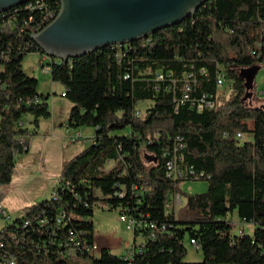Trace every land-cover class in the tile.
<instances>
[{"label": "trees", "instance_id": "1", "mask_svg": "<svg viewBox=\"0 0 264 264\" xmlns=\"http://www.w3.org/2000/svg\"><path fill=\"white\" fill-rule=\"evenodd\" d=\"M60 9V0H27L0 11V185L13 180L19 155L29 150L20 143L30 132L20 124L23 116L33 115L36 127L52 116L48 95L23 61L45 52L33 33ZM262 63L264 0H205L178 23L138 40L68 61L51 56L45 65L73 103L68 125L93 126L96 133L64 164L53 197L0 231V264L11 257L16 264H70L79 257L90 263L74 264H264V106L246 102L245 75ZM221 75L223 86L230 81L225 96ZM205 94L214 104L199 109ZM144 101L151 104L137 115ZM176 145L183 157L178 179L167 169ZM186 179H206L208 189L186 193ZM176 193L185 195L178 215L167 211ZM100 200L142 222L133 240L142 236V251L126 258L102 247L93 254ZM235 211L241 223L255 224L253 234L235 231ZM73 233L81 247L68 255ZM187 239L197 240L202 260H185Z\"/></svg>", "mask_w": 264, "mask_h": 264}, {"label": "rangeland", "instance_id": "2", "mask_svg": "<svg viewBox=\"0 0 264 264\" xmlns=\"http://www.w3.org/2000/svg\"><path fill=\"white\" fill-rule=\"evenodd\" d=\"M43 57L45 59L43 60ZM51 55L46 52H30L23 61L25 71L39 80L38 90L48 95V102L52 110V116L41 118L39 127L34 123V116L25 114L20 122L23 128L29 129V150L22 152L18 157L17 170L13 180L0 185V205L4 212L0 211V231L10 225L14 220L26 215L27 207L48 199H51L56 189L61 186V177L64 164L69 161L78 151L84 149L91 140L80 136L75 142H70V137L76 132L68 128L69 114L73 106L72 101L63 92L67 89L60 81L52 79L51 71L43 69L41 60L46 64ZM246 75L251 79L247 89L246 102L250 105H261L260 99H264V63L247 68ZM230 81H226L221 87L222 96L228 94ZM257 94V97L255 96ZM151 101L140 103V110L144 114ZM93 126H86L84 134L91 131ZM111 162L108 166H112ZM209 182L206 179H186L181 183V188L186 193H201L208 189ZM185 202V195L182 196ZM179 208L176 210L178 215ZM230 218L236 223L235 231L245 228L246 232L253 234L256 226L254 223H241L237 212H233ZM94 226L97 237L96 248L93 254L99 256V241H107L112 246L114 253L125 255L128 245H133L134 231L127 228L126 223L120 220V208H112L100 200L94 207ZM142 236L137 237V243L141 242ZM188 253L186 261H200L203 251L186 240ZM70 264L90 263V259L71 258Z\"/></svg>", "mask_w": 264, "mask_h": 264}, {"label": "water", "instance_id": "3", "mask_svg": "<svg viewBox=\"0 0 264 264\" xmlns=\"http://www.w3.org/2000/svg\"><path fill=\"white\" fill-rule=\"evenodd\" d=\"M24 1L27 0H0V11ZM60 1V11L32 37L47 54L68 61L176 24L195 12L205 0Z\"/></svg>", "mask_w": 264, "mask_h": 264}, {"label": "built area", "instance_id": "4", "mask_svg": "<svg viewBox=\"0 0 264 264\" xmlns=\"http://www.w3.org/2000/svg\"><path fill=\"white\" fill-rule=\"evenodd\" d=\"M52 11L50 10L47 15L44 17V19H46V17H49V13H51ZM43 22V21H42ZM40 22V23H42ZM40 23L37 24V26L40 25ZM36 26V27H37ZM45 59V57H43V60ZM41 60V66H43V69H49L48 66L45 65L44 61ZM128 77V75L126 76ZM189 77H193V74L190 73L189 74ZM158 78L159 79H163L164 78V75L163 74H158ZM218 84L219 86H223L224 84V81H223V77L222 75L219 76L218 78ZM186 89L187 90H190L191 87L189 85V83L186 84ZM66 93L63 92V95H65ZM186 97H189V94L186 93L185 95ZM214 103L212 101H207L206 100V94L201 98V102L199 103V109H203V106L204 105H209V106H212ZM142 114V111L141 110H137V115H141ZM81 134L80 133H76L75 135H72L70 137V142H75L77 140L78 137H80ZM237 136L241 139H244L245 137H247V134L243 131H239L237 132ZM20 143L23 144L24 147H29V139L27 136H21L20 137ZM179 148H180V145H176L175 148H174V156L172 158H170L168 161H167V169H168V174L170 176H172L174 179H178V178H181L183 176V170L180 169L179 165H178V161L179 160H182V155H179L177 152L179 151ZM18 152V150H17ZM183 204V199L181 197V194L180 193H176L173 198H172V201L168 204V210L167 211H171V210H177V208H180ZM0 211L4 212L5 214V211H4V208L0 205ZM120 220L124 223H126V226L128 229L130 230H135L137 226H142V222L140 220H138L136 217H134L132 214L130 213H127V212H120ZM150 227L154 228L156 227V224L155 223H150ZM73 235V236H72ZM71 235V238H70V241L71 242H67L66 243V246H67V253L68 255H75L77 253V251L80 249L81 247V240H80V237H79V234L77 233H73ZM152 235H154V232H152ZM190 242L192 244H194L197 249H200V245L198 244L197 240L196 239H190ZM128 245V251L127 253L124 255L126 258H131L134 254V252H139V251H142L143 249V243L139 242L138 244H134L132 246H129ZM93 248H96V243L94 244ZM6 264H16L15 262V258L14 257H11L7 260Z\"/></svg>", "mask_w": 264, "mask_h": 264}, {"label": "crops", "instance_id": "5", "mask_svg": "<svg viewBox=\"0 0 264 264\" xmlns=\"http://www.w3.org/2000/svg\"><path fill=\"white\" fill-rule=\"evenodd\" d=\"M255 96L257 97V94L255 93ZM258 98V97H257ZM260 99V104H261V106H264V99L263 98H259ZM68 128L70 129H73V130H75V132L76 133H80L81 134V136H83V137H85V138H88V139H90L91 140V142H92V138H93V136L95 135V133H96V127H90L92 130L91 131H88V133L87 134H84L85 132H84V130L83 129H87L86 128V126H82V127H79V128H75V127H71V126H68ZM75 133V134H76ZM74 134V135H75ZM30 148V147H29ZM94 234H95V230H94ZM99 242H101L100 243V245H99V249H101L102 247H109V248H111L112 249V246H111V244L109 243V242H105V241H99ZM95 243H97V237H96V235H95ZM113 250V249H112Z\"/></svg>", "mask_w": 264, "mask_h": 264}, {"label": "bare ground", "instance_id": "6", "mask_svg": "<svg viewBox=\"0 0 264 264\" xmlns=\"http://www.w3.org/2000/svg\"><path fill=\"white\" fill-rule=\"evenodd\" d=\"M55 15H56V14L52 15L51 18H53ZM42 29H43V28H42ZM42 29H41V30H42ZM41 30H39V31H41ZM39 31H38V32H39ZM36 33H37V32H36Z\"/></svg>", "mask_w": 264, "mask_h": 264}]
</instances>
